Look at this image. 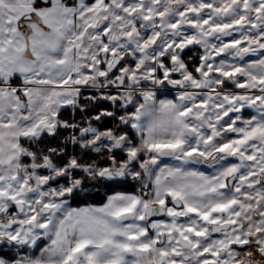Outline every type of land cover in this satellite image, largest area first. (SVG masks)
<instances>
[{
  "label": "snow or ice",
  "instance_id": "snow-or-ice-1",
  "mask_svg": "<svg viewBox=\"0 0 264 264\" xmlns=\"http://www.w3.org/2000/svg\"><path fill=\"white\" fill-rule=\"evenodd\" d=\"M0 264H264V0H0Z\"/></svg>",
  "mask_w": 264,
  "mask_h": 264
}]
</instances>
